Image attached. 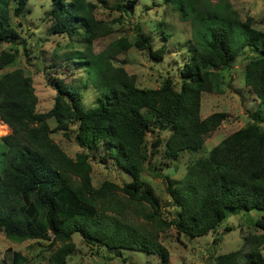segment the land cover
<instances>
[{"label": "trees", "instance_id": "obj_1", "mask_svg": "<svg viewBox=\"0 0 264 264\" xmlns=\"http://www.w3.org/2000/svg\"><path fill=\"white\" fill-rule=\"evenodd\" d=\"M165 1L191 25V44L176 68L178 80L171 74L155 88L139 87L135 74L114 63L116 55L132 46L163 57L166 43L155 48L149 35L138 34L134 41L119 36L93 51L96 38L114 31L96 17V8L122 6L107 0H49L44 14L49 34L78 43L74 51L98 94L95 105L85 107L83 92L56 77L50 81L55 87L52 106L38 111L32 79L22 68L0 75V121L10 128L0 136V231L16 241L47 240V264H66L76 248L74 233L114 255L121 249L143 250L157 254L158 264H169L161 233L173 227L189 238L208 234L229 214L242 211L256 212L255 231L243 236L238 249L213 256L212 264H264V29L254 28L251 16L242 19L230 0ZM27 3L0 0V44L15 42L19 33L13 19L22 16ZM161 33L167 38L166 31ZM246 48L253 52L245 55L243 81L256 96L257 108L243 127L188 161L180 178L163 174L173 203V212L165 214L142 179L147 169L160 170L148 162L161 139L156 136L148 153L147 131L153 125L168 131L161 150L165 159L200 150L205 136L226 118L223 111L201 116L202 92H223L220 70L234 64ZM14 59V52L0 48V69ZM49 118L55 120L53 128ZM71 123L82 148L74 157L50 135L58 129L67 135ZM100 150L131 180L121 185L103 180L95 186L90 155ZM6 257L7 264L26 261L9 248Z\"/></svg>", "mask_w": 264, "mask_h": 264}, {"label": "rangeland", "instance_id": "obj_2", "mask_svg": "<svg viewBox=\"0 0 264 264\" xmlns=\"http://www.w3.org/2000/svg\"><path fill=\"white\" fill-rule=\"evenodd\" d=\"M242 19L251 16L254 28L264 29V0H230ZM120 3L119 9L99 4L96 17L112 25L114 31L106 36L98 37L93 42V51L104 48L107 43L119 36H126L134 41L138 34L149 35L150 41L157 48L166 43L163 57L155 58L145 51L132 46L124 53L115 56L114 63L122 65L128 73L136 75L139 87H157L164 76L173 74L178 80L177 66L185 58L186 46L191 44V25L189 20H181L176 10L165 0H107L108 5ZM49 0H28L21 17H14L13 22L18 31L15 42H4L0 48L14 52L15 59L9 67L0 69V75L7 70L22 68L32 79L37 96L36 109L48 110L53 103L55 87L50 83L52 78H61L83 92L82 100L85 107L98 102V94L92 88L85 70V64L79 62L78 43L65 36L48 33L49 21L45 12L49 8ZM124 10V11H123ZM20 21V23H18ZM161 30L168 33L162 36ZM253 52L246 48L234 64L221 69L224 76L223 92H202L200 114L202 117L212 112L223 111L226 118L220 126L205 136L203 147L197 151H182L175 159L163 157L162 143L168 131L156 125L149 128L144 147L150 150L155 138L161 139L155 157H150L148 165L159 166L160 170L150 169L142 173L145 186L153 188L157 201L165 214L173 212V203L166 192V179L163 174L173 179L180 178L186 169V164L192 159L205 155L212 146L222 138L243 127L250 120L249 113L257 108V98L249 91L243 81V64L245 55ZM50 127L55 126L54 118L48 120ZM65 135L63 129L51 132L52 139L62 147L69 156L74 157L81 147L75 141L76 124L71 123ZM10 132V128L0 121V136ZM149 153V151H148ZM103 158V159H102ZM92 182L95 186L103 180H111L122 184L131 180V175L119 168L102 150L93 157ZM160 172V173H159ZM256 212H240L229 216L217 227L216 231L189 238L178 235L172 227L161 233L160 239L170 251L169 264H212L213 256L226 253L241 247L243 236L255 231L252 220ZM143 221L142 219H140ZM225 226H232L230 231H224ZM75 251L69 255L66 264H158L160 258L155 253L143 250L121 249V254L114 255L112 251L99 249L83 241L77 233L73 234ZM47 240L16 241L5 237L0 231V264L10 262L6 257L7 249L20 251L25 255L24 264H47L49 251ZM264 254V246H262ZM244 262V259L241 260Z\"/></svg>", "mask_w": 264, "mask_h": 264}, {"label": "bare ground", "instance_id": "obj_3", "mask_svg": "<svg viewBox=\"0 0 264 264\" xmlns=\"http://www.w3.org/2000/svg\"><path fill=\"white\" fill-rule=\"evenodd\" d=\"M210 151V150H209ZM213 155V154H212ZM211 156V155H210ZM196 170V169H195ZM193 171V170H192Z\"/></svg>", "mask_w": 264, "mask_h": 264}]
</instances>
